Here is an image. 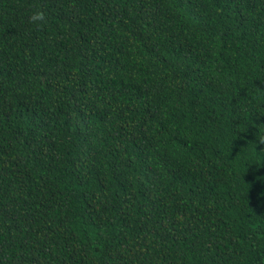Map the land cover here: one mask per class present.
Here are the masks:
<instances>
[{"label":"trees","instance_id":"trees-1","mask_svg":"<svg viewBox=\"0 0 264 264\" xmlns=\"http://www.w3.org/2000/svg\"><path fill=\"white\" fill-rule=\"evenodd\" d=\"M0 264H264V0H0Z\"/></svg>","mask_w":264,"mask_h":264},{"label":"clouds","instance_id":"clouds-1","mask_svg":"<svg viewBox=\"0 0 264 264\" xmlns=\"http://www.w3.org/2000/svg\"><path fill=\"white\" fill-rule=\"evenodd\" d=\"M32 21H41L44 19V13L42 11H36L30 17Z\"/></svg>","mask_w":264,"mask_h":264}]
</instances>
